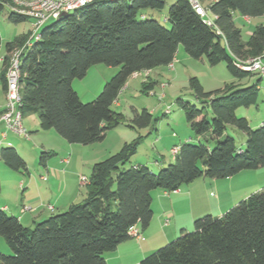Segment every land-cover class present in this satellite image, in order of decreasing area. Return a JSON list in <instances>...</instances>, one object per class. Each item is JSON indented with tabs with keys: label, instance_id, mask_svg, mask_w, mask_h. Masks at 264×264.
<instances>
[{
	"label": "trees",
	"instance_id": "trees-1",
	"mask_svg": "<svg viewBox=\"0 0 264 264\" xmlns=\"http://www.w3.org/2000/svg\"><path fill=\"white\" fill-rule=\"evenodd\" d=\"M167 1L97 0L42 28L39 41L21 57L23 116L26 111L37 115L42 131L55 130L70 144L91 145L104 141L108 132L125 123L124 115L113 106L129 78L172 65L181 46L187 55L205 59L210 66L225 62L236 82L257 73L241 65L264 59V25L246 39L235 17H263L264 0H199L214 16L212 26L188 0H177L169 10V28L147 15L163 10ZM8 7L9 0H0V13L8 10L11 23L28 21ZM30 34L5 46V92L8 54L22 48ZM1 50L0 36V59ZM96 65L120 70L94 101L82 103L73 82L85 78ZM236 82L205 92L200 81L191 78L190 89L203 107L182 101L179 105L198 143L189 138L175 147L174 162L159 173L146 164H130L141 144L140 136L93 165L83 203H74L34 227L23 225L0 208V234L13 251L12 256L0 253V264H106L107 253L133 239V227L149 228L155 191L175 193L201 178L226 180L264 168V124L254 128L247 118L237 116L238 109L258 104L260 86ZM156 86L151 81L143 89L148 93ZM3 112L0 110V117ZM152 121L148 110H134L128 127L143 130ZM234 133L241 134L245 144L238 147ZM0 161L12 171H28L12 146L0 150ZM1 195L0 179V200ZM141 264H264V188L222 216L195 221L193 232L182 231Z\"/></svg>",
	"mask_w": 264,
	"mask_h": 264
},
{
	"label": "rangeland",
	"instance_id": "rangeland-1",
	"mask_svg": "<svg viewBox=\"0 0 264 264\" xmlns=\"http://www.w3.org/2000/svg\"><path fill=\"white\" fill-rule=\"evenodd\" d=\"M176 1L168 0L163 10L149 11L148 17L169 28L170 25L167 22L169 10ZM8 16V10L0 13L2 54L5 53V46L8 42L30 32L33 33L31 20L14 24L9 21ZM235 22L243 31L245 38L248 39L250 30L256 26L264 25V17L248 22L243 17L238 16ZM55 23L56 21H51L47 26ZM30 51L31 48H28L24 57ZM172 65V68L170 66L159 67L129 78L113 106L116 112L124 115L125 123L108 132L102 142L91 145L70 144L55 130L42 131L39 117L26 111L23 124L27 130V135L5 132L9 139H12L13 148L18 150L27 163L28 171H12L0 162L1 205L8 204L14 210L13 213H17V215L25 214L23 223L34 227L32 218L42 215L40 221H43L63 213L67 208L62 209V205L67 203L70 198L76 197L77 203H83L85 199L83 196L87 190L84 184L87 183L94 163L118 153L126 144L132 145L140 136L143 137L141 144L130 164L149 163L148 165L155 166L156 173L163 169L156 168L157 163H165L164 168H166L174 162L173 148L181 146L189 138L192 139V143H198L196 134L190 128L187 115L179 105V102L182 101L198 109L203 107L190 89L191 78H197L205 92L224 89L227 83H232L234 79L228 72L225 62L217 66H210L205 59L196 60L187 55L182 46ZM119 70V67L96 65L88 71L85 78L75 80L73 88L78 93L81 102L90 103L94 101ZM151 81L157 82V86L155 90L145 93L143 86ZM242 82L244 85L259 83L260 86L258 104L237 110V116L247 118L252 125V123L255 124L264 118V76L255 73ZM6 105V94L2 90L0 81V109L3 107L5 109ZM145 109L153 114L150 127L143 130L128 127L131 120L134 119V110L141 112ZM205 114L210 120L209 109H206ZM7 135L3 134V139ZM234 138L237 146L240 147L243 142L242 135L234 133ZM212 145L214 146V144ZM6 147H8V143H3L0 145V150ZM44 153L46 155H43ZM43 157L44 165L42 164ZM214 183H217L218 187ZM230 187L235 190L239 189L235 182L229 183L222 179L201 178L184 186L179 191L180 195L182 194V199L190 192L192 194L190 198L185 197L183 210L186 213L192 210L193 215H195L192 225L187 230L188 233L193 232L195 221L209 215L215 217L220 215L214 213L219 189L222 193L223 189ZM59 200L61 203L57 205L56 201ZM49 204L57 208L49 210ZM8 215L11 216V214ZM0 253L7 256L13 255L12 249L1 234Z\"/></svg>",
	"mask_w": 264,
	"mask_h": 264
},
{
	"label": "crops",
	"instance_id": "crops-1",
	"mask_svg": "<svg viewBox=\"0 0 264 264\" xmlns=\"http://www.w3.org/2000/svg\"><path fill=\"white\" fill-rule=\"evenodd\" d=\"M263 17L253 18V19H263ZM243 18L248 22L253 20L247 17H243ZM254 29L248 32V36L252 34ZM6 55H7L6 51L4 54L1 53V58H5ZM4 71H5V63L1 62L0 81L2 84V90L5 93L3 80H2V75L4 74ZM234 81L236 82V80ZM236 84L243 85L244 83L241 81V82H236ZM0 110H4V107L1 108ZM263 124H264V118L260 119L255 124L252 123V126L254 128H257ZM3 134H5L4 124L0 121V139H1L0 145L3 143H8V146L14 147V145L12 144V139H9L7 134H6L7 135L6 138L3 139ZM242 139H243L242 143L245 144L246 141L244 137ZM144 164L148 165L149 163L148 164L144 163ZM157 164L158 166H156V168H162L165 166V163L163 162L161 164L160 163ZM148 166L152 170H155V166H151V165ZM226 181L229 183L231 182L237 183V187H239V189L235 190L234 188L230 187L229 189H225V190L223 189L222 193H220V189H219V196H217L216 207H214V213L216 212L217 214H220L219 216H222L225 212H227L229 209L237 205L241 200L246 199L249 195L259 192L264 188V168L258 169L256 171L244 172L233 178L226 179ZM84 185H85L84 187L86 188L87 183H85ZM214 185L218 187L217 183H214ZM86 193L83 196L84 198H86ZM181 195L179 191L176 194L167 193L159 190L155 191L153 194V205H152L154 215L149 228L143 230L139 226L138 228L142 235L141 239L140 240L130 239L122 243L115 251L107 253L105 255L106 264H141L143 259L154 253L156 250H158L168 242H171L172 240L176 239L181 234L182 231L189 230L193 220L195 219V215H193L192 210L187 213L186 211L183 210L186 199L185 197L190 198L192 194L190 192L189 194H187V196H184L183 199ZM56 203L58 205L61 202L59 200L56 201ZM74 203H77L76 197L70 198L67 201V203H64L62 205V209H66V208L68 209ZM48 206H52L54 210L57 208L52 204H49ZM0 208L4 210L7 214L17 216L21 221V223L25 225L23 223L25 214L22 213L17 215V213H13L14 210L6 203H4V205H1L0 203ZM41 217L42 215H40L37 218H32V224L35 225L36 223L40 222ZM27 227H31V226H27Z\"/></svg>",
	"mask_w": 264,
	"mask_h": 264
},
{
	"label": "built area",
	"instance_id": "built-area-1",
	"mask_svg": "<svg viewBox=\"0 0 264 264\" xmlns=\"http://www.w3.org/2000/svg\"><path fill=\"white\" fill-rule=\"evenodd\" d=\"M97 0H9V9L20 16L26 17L32 21L33 33L27 43L22 47L15 49L8 54L6 78V100L7 105L0 117V121L4 124L5 131L18 135H27V130L23 124L22 95L20 92L21 79V57L24 51L31 48L33 44L40 39V30L47 26L51 21H59L63 13L72 14L86 6L95 3ZM119 1V0H110ZM196 10V12L204 18L208 25L214 24V16L204 8L199 0H188ZM4 59H0V63ZM172 68L173 65H170ZM241 68L246 71L257 72L264 76V59L262 57L248 60ZM147 72V71H146ZM144 73V72H142ZM140 74V73H138ZM135 74V75H138ZM169 112V110H168ZM6 135V132H5ZM176 155L178 148L173 150ZM85 182V181H84ZM49 210L53 207L49 206ZM168 223V221H167ZM130 236L133 239L140 240L142 235L137 227L130 230Z\"/></svg>",
	"mask_w": 264,
	"mask_h": 264
},
{
	"label": "water",
	"instance_id": "water-1",
	"mask_svg": "<svg viewBox=\"0 0 264 264\" xmlns=\"http://www.w3.org/2000/svg\"><path fill=\"white\" fill-rule=\"evenodd\" d=\"M68 16H69L68 13H63L62 16H61V19L66 18V17H68Z\"/></svg>",
	"mask_w": 264,
	"mask_h": 264
}]
</instances>
